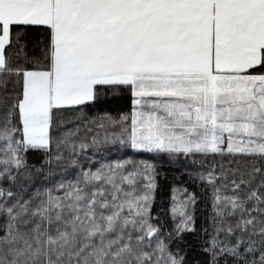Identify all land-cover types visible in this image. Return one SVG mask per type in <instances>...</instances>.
<instances>
[{
    "label": "snow or ice",
    "instance_id": "obj_1",
    "mask_svg": "<svg viewBox=\"0 0 264 264\" xmlns=\"http://www.w3.org/2000/svg\"><path fill=\"white\" fill-rule=\"evenodd\" d=\"M0 264H264V0H0Z\"/></svg>",
    "mask_w": 264,
    "mask_h": 264
},
{
    "label": "trees",
    "instance_id": "obj_2",
    "mask_svg": "<svg viewBox=\"0 0 264 264\" xmlns=\"http://www.w3.org/2000/svg\"><path fill=\"white\" fill-rule=\"evenodd\" d=\"M118 156V153H113ZM34 161V158H30ZM111 159V157H109ZM183 157L178 164L164 162L160 167L161 175L158 177L159 186L156 191V200L153 205L154 215H159L165 224L166 231L174 229L176 223L181 219L180 212L183 209V203L188 195L196 192L200 196V189L196 187L192 180L189 179L187 172L191 167L185 168ZM173 209L175 210V219H173ZM196 227L199 229L204 224L203 202L197 204L196 210ZM186 244L182 245L189 252L191 259L194 254H198L201 240L196 234L185 233ZM175 250V245H173Z\"/></svg>",
    "mask_w": 264,
    "mask_h": 264
}]
</instances>
